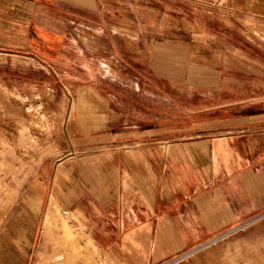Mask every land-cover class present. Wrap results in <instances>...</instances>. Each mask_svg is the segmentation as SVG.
Returning a JSON list of instances; mask_svg holds the SVG:
<instances>
[{
    "label": "crops",
    "instance_id": "obj_1",
    "mask_svg": "<svg viewBox=\"0 0 264 264\" xmlns=\"http://www.w3.org/2000/svg\"><path fill=\"white\" fill-rule=\"evenodd\" d=\"M62 8L91 13L97 0H0V48L60 69ZM249 80L204 93L178 124L176 104L162 115L155 90L77 91L70 150L22 192L0 233V264H30L43 222L61 214L64 237L84 236L118 264H161L233 228L231 251L217 254L264 264V77Z\"/></svg>",
    "mask_w": 264,
    "mask_h": 264
},
{
    "label": "rangeland",
    "instance_id": "obj_2",
    "mask_svg": "<svg viewBox=\"0 0 264 264\" xmlns=\"http://www.w3.org/2000/svg\"><path fill=\"white\" fill-rule=\"evenodd\" d=\"M252 1L97 0L91 13L62 8L66 37L60 69L33 54L0 48V233L30 179L70 150L77 91L134 94L137 87L146 98L155 90L162 115L169 114V103L176 104L178 124L185 109L200 107L204 93L220 87L232 92L263 78L264 0ZM37 183L32 182L30 197L38 194ZM61 217L49 227L43 222L30 264H118L106 261L100 246L84 236L64 237L60 222L68 220ZM239 234L161 264H230L217 252H230Z\"/></svg>",
    "mask_w": 264,
    "mask_h": 264
},
{
    "label": "built area",
    "instance_id": "obj_3",
    "mask_svg": "<svg viewBox=\"0 0 264 264\" xmlns=\"http://www.w3.org/2000/svg\"><path fill=\"white\" fill-rule=\"evenodd\" d=\"M237 230H238V228H233V229L227 231L226 233H224L223 235H229V234H232V233L236 232ZM223 235H222V236H223ZM220 237H221V236H220Z\"/></svg>",
    "mask_w": 264,
    "mask_h": 264
},
{
    "label": "bare ground",
    "instance_id": "obj_4",
    "mask_svg": "<svg viewBox=\"0 0 264 264\" xmlns=\"http://www.w3.org/2000/svg\"><path fill=\"white\" fill-rule=\"evenodd\" d=\"M46 221V220H45ZM48 221V220H47Z\"/></svg>",
    "mask_w": 264,
    "mask_h": 264
}]
</instances>
